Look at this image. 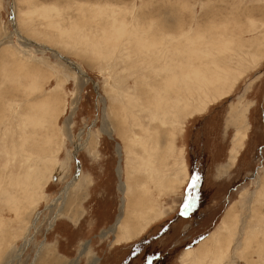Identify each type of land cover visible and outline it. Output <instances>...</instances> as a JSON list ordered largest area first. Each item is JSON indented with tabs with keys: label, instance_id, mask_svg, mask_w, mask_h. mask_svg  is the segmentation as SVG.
<instances>
[{
	"label": "rangeland",
	"instance_id": "obj_1",
	"mask_svg": "<svg viewBox=\"0 0 264 264\" xmlns=\"http://www.w3.org/2000/svg\"><path fill=\"white\" fill-rule=\"evenodd\" d=\"M93 259L264 264V0H0V264Z\"/></svg>",
	"mask_w": 264,
	"mask_h": 264
},
{
	"label": "bare ground",
	"instance_id": "obj_2",
	"mask_svg": "<svg viewBox=\"0 0 264 264\" xmlns=\"http://www.w3.org/2000/svg\"><path fill=\"white\" fill-rule=\"evenodd\" d=\"M174 68V67H173ZM172 73V72H171ZM174 77V78H173ZM189 78V77H188ZM172 80L173 79H175V81H176V79H177V77L176 76H172V78H171ZM200 79V78H199ZM189 80V79H188ZM35 81V80H34ZM174 81V82H175ZM167 82H169V81H167ZM190 83H191V81H190ZM40 84V83H39ZM170 84V83H169ZM177 84V83H176ZM172 85V84H171ZM173 86V85H172ZM168 90V89H167ZM177 90V92H178V89H172L171 88V92L173 93H177V92H175ZM189 91V90H188ZM158 93V92H157ZM167 93V92H166ZM173 93V94H174ZM176 95V94H175ZM165 96L166 95H159V100H161V101H163V100H168L169 101V104H170V108L172 109V110H174V111H176L177 113H179V112H181V111H185V109H183V108H181V107H179L178 105H176L175 107H173V105L171 104V97H170V95L168 94V97L167 98H165ZM174 96V95H173ZM137 99V98H136ZM156 99V98H155ZM157 100V99H156ZM139 101V100H138ZM160 101V102H161ZM173 102H174V99H173ZM172 102V103H173ZM177 102V101H176ZM163 103V102H162ZM162 103H160V104H162ZM175 103V102H174ZM175 105V104H174ZM129 106L131 107V109L133 110V109H135L136 108V106L137 105H135V104H132V103H129ZM148 106H146V107H144V108H147ZM162 107H163V104H162ZM128 108V107H127ZM167 108V107H166ZM149 109V108H148ZM151 109V111H152V108H150ZM135 110H137V109H135ZM138 110H141V109H138ZM154 113H156L157 115V118L159 119V117H162V116H160V115H162V114H164V113H167V111H163L162 113L160 112V108H157L156 110H155V112ZM171 113V112H170ZM122 115H123V113H122ZM134 116L135 117H137V118H139V116H138V114H134ZM169 116V115H168ZM180 116V115H179ZM186 115H184V117H185ZM187 117V116H186ZM185 117V118H186ZM164 120H166V118L164 119ZM170 120V119H169ZM179 120V119H178ZM185 120V119H184ZM183 121V120H182ZM181 121V122H182ZM154 122H155V120H154ZM38 123H41V122H39V121H36L35 123H34V125H37ZM159 123V125H163V123H166L167 124V122L166 121H159L158 122ZM177 123H179V121L177 122ZM25 124L27 125V126H31V124H32V121H30V120H28V121H25ZM126 124H127V122H126ZM181 124V123H180ZM25 125V126H26ZM116 125H118V124H115V126ZM120 125V124H119ZM168 125L170 126V125H173V123H168ZM174 125H175V123H174ZM133 126V125H132ZM155 126H157V125H155ZM167 126V125H166ZM37 127H39V126H37ZM117 127V126H116ZM119 127V126H118ZM121 127H122V125H121ZM175 127V126H174ZM181 127V126H180ZM149 128V127H148ZM163 128V127H162ZM123 129V128H122ZM160 128L158 127V129H157V131L159 132V133H161L160 132ZM155 131H156V129H155V127L153 126V127H151V129H149L148 131H145V134H146V137H144V142H142V145H140V144H138L136 147H140L141 149H142V151H141V153H140V158H138L137 160H135V162H134V165H136L137 166V171L138 172H140V173H142V176L141 175H139V176H141L142 177V179H141V181L140 182H136L137 184L139 183V185H138V187H136L134 184H133V182H132V184L135 186V189H133L132 187V190H139V192L142 194V195H144L146 192H149V194H150V191H151V195H153V192L155 191V189L153 190V187L154 186H156V183L157 184H159L160 183V178H159V174H161L160 172H157V170H156V167H154L153 165H154V161H156L157 159H160V158H157L156 160H155V157L156 156H154V155H158L159 153H157L158 152V150H160V148H159V143H157L156 141H153L152 139H153V137H154V133H155ZM157 132V133H158ZM169 134H171L172 133V130H168L167 131ZM24 133V132H23ZM136 134V133H135ZM158 135V134H157ZM172 135H174V134H172ZM156 137L157 136H155V140H156ZM171 137V136H170ZM24 138V137H23ZM161 138V137H160ZM167 135L165 136V137H163V139H164V142H165V151L167 150V149H170V152H171V150H173V145H169L168 146V144H167ZM26 141H27V136H25V138H24ZM140 139V138H139ZM162 139V140H163ZM127 140V139H126ZM159 142H161V141H159ZM173 142V141H172ZM128 143V142H127ZM237 147V146H236ZM175 149V148H174ZM137 151V150H136ZM139 151V150H138ZM236 151H237V149H236ZM176 152V151H175ZM173 153V152H172ZM177 153V152H176ZM165 154H166V156H165ZM137 155V154H136ZM171 155H173V154H171ZM235 155V154H234ZM139 156V155H138ZM167 157V159H168V153H166V152H163V157ZM173 158H175V155H174V157ZM235 158V157H234ZM172 159V158H171ZM162 160V162H163V159H161ZM175 160V159H174ZM164 163H166V162H164ZM163 163V164H164ZM156 164H157V162H156ZM160 164H161V162H160ZM165 165V164H164ZM158 168V167H157ZM183 168V167H182ZM185 168H186V166H185ZM127 169V168H126ZM125 169V170H126ZM159 170H161L160 168H159ZM171 170V169H170ZM174 170V169H173ZM137 171H135L134 170V172H137ZM176 172V171H175ZM179 172V171H178ZM125 173V172H124ZM135 174V173H134ZM172 175V174H171ZM162 176V175H161ZM168 176V175H167ZM138 177V176H137ZM176 177H177V175H176ZM127 179V178H126ZM132 179H135V178H132ZM14 180V179H13ZM131 181V178L129 179V183H131L130 182ZM136 181H138L137 179H136ZM123 182V181H122ZM135 182V181H134ZM124 183V182H123ZM131 184V185H132ZM168 185V184H167ZM124 190L123 191H125L126 192V199H129L130 198V193H129V189H128V187H127V183L125 184L124 183ZM158 187V186H157ZM130 188V189H131ZM171 189V188H170ZM138 192V191H137ZM155 193V192H154ZM134 194H136V192L134 193ZM133 194V195H134ZM147 194V193H146ZM137 195V194H136ZM138 196V195H137ZM150 197H152V196H150ZM125 200V199H124ZM150 203V202H149ZM148 203V204H149ZM152 203V202H151ZM150 203V204H151ZM126 204V203H125ZM154 205V204H153ZM147 206V205H146ZM146 206L144 207V208H146ZM150 206V205H149ZM128 207H129V203H127V205H126V207L125 208H127V210H128ZM151 207V206H150ZM153 208V207H152ZM151 210H153V209H151ZM147 211H148V209H147ZM151 212V211H150ZM127 214V213H126ZM141 214V213H140ZM139 214V215H140ZM128 215V214H127ZM142 216V215H141ZM145 217V216H144ZM125 220H123V219H121L118 223H117V225H116V227H115V230H113V231H117V230H119V229H122L121 227H122V224H123V222H124ZM141 222V221H140ZM126 229H127V226H126ZM138 229V228H137ZM123 230V229H122ZM129 230V229H128ZM130 231V230H129ZM126 232V231H125ZM128 232V231H127ZM124 233V232H123ZM104 235H106V234H104ZM120 235V234H119ZM129 235V234H128ZM125 237V236H124ZM138 237V236H137ZM133 238V237H132ZM223 245V244H222ZM84 249H85V247H84ZM84 249H83V254H87V251H85L84 252ZM82 254V255H83ZM98 263V260L97 259H93L92 260V262H91V264H97Z\"/></svg>",
	"mask_w": 264,
	"mask_h": 264
},
{
	"label": "water",
	"instance_id": "obj_3",
	"mask_svg": "<svg viewBox=\"0 0 264 264\" xmlns=\"http://www.w3.org/2000/svg\"><path fill=\"white\" fill-rule=\"evenodd\" d=\"M194 206L195 205H193V204H191V205H187L186 207H187V211H190V213H193L194 212ZM189 214V213H188Z\"/></svg>",
	"mask_w": 264,
	"mask_h": 264
},
{
	"label": "snow or ice",
	"instance_id": "obj_4",
	"mask_svg": "<svg viewBox=\"0 0 264 264\" xmlns=\"http://www.w3.org/2000/svg\"><path fill=\"white\" fill-rule=\"evenodd\" d=\"M197 180L199 179L198 177L196 178ZM195 188V183H193V189Z\"/></svg>",
	"mask_w": 264,
	"mask_h": 264
},
{
	"label": "crops",
	"instance_id": "obj_5",
	"mask_svg": "<svg viewBox=\"0 0 264 264\" xmlns=\"http://www.w3.org/2000/svg\"><path fill=\"white\" fill-rule=\"evenodd\" d=\"M170 144H168V146H169ZM160 153H163L162 151L160 152ZM160 188L159 187H157V190H159Z\"/></svg>",
	"mask_w": 264,
	"mask_h": 264
}]
</instances>
